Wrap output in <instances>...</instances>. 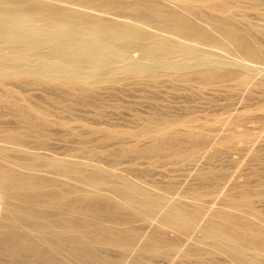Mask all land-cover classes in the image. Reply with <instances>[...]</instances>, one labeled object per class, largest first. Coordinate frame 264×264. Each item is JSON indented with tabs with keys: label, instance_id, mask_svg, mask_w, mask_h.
I'll list each match as a JSON object with an SVG mask.
<instances>
[{
	"label": "bare ground",
	"instance_id": "obj_1",
	"mask_svg": "<svg viewBox=\"0 0 264 264\" xmlns=\"http://www.w3.org/2000/svg\"><path fill=\"white\" fill-rule=\"evenodd\" d=\"M93 1L0 0V89L9 90L5 79L35 80L45 84L47 94L60 95L55 101L63 110L72 108L74 102L63 101L83 82L113 79L127 71L189 74L183 60L190 58L202 74L210 64L207 51L132 25L135 19L150 26L151 17L162 15L155 0H101L102 9L122 11L132 24L60 4ZM178 1L186 8L202 4L221 11L226 0ZM123 9L132 10L126 13L130 17ZM165 16L167 21L156 24L160 31L166 29L203 45L221 42L201 23L174 9ZM212 21L243 59L264 62V50L256 40L239 33L227 20ZM136 50L139 58L133 54ZM82 91L87 94L85 87ZM1 103L5 99L0 96ZM10 103L14 122L27 128L24 133L14 129L0 134V264H158V258L170 262L175 257L179 264H223L222 258L233 264H264V228L243 212L202 204L201 191L187 190L173 197L172 186H143L140 180L92 162L95 150L89 161L79 162L74 157L31 152L25 148L27 137L39 138L41 148H46L51 136L47 126L71 130V121L28 97L11 98ZM172 126L153 117L141 131L104 136L158 137ZM248 196L242 191L232 208L251 212ZM229 200L224 198L225 203ZM138 222L154 224L152 231L141 232Z\"/></svg>",
	"mask_w": 264,
	"mask_h": 264
},
{
	"label": "rangeland",
	"instance_id": "obj_2",
	"mask_svg": "<svg viewBox=\"0 0 264 264\" xmlns=\"http://www.w3.org/2000/svg\"><path fill=\"white\" fill-rule=\"evenodd\" d=\"M155 1L163 13L151 17L150 26L141 21L137 24L135 19L132 24L131 18L124 17L122 11L102 9L101 0H94L91 4H60L70 8L76 6L79 11L108 21L139 25L140 30L201 48L211 58L202 74L193 66L194 59L190 58L183 60L189 66V74H186L188 71L142 74L127 71L113 79L83 82L80 83L81 89L74 90L63 101L74 102L72 108L63 110L61 103L55 101L60 95L47 94L45 84L35 80L23 83L21 79H5L9 90L0 89V96L5 99V104H0V134L14 129L20 133L26 131V126L14 122L15 111L10 99L28 97L52 109L49 113H58L71 121L73 126L70 130L48 125L46 130L51 136L46 139V148H41L39 138L27 137L25 148L31 152L60 158L74 157L72 159L79 162L89 161L90 152L95 150L92 162L96 161L104 168L125 173L148 188L172 186L173 197L181 196L187 190L201 191L202 204L212 203L213 209L243 212L264 228V62L243 59L233 43L210 24L214 18L227 20L239 33L256 40L264 50V0H226L228 3L222 2L221 11H212L202 4L186 8L178 0ZM171 9L201 23L221 41L220 44L203 45L166 29L160 31L156 24L167 21L165 14ZM123 11L125 14L132 12L131 9ZM135 53L139 58L140 52ZM188 75H192L191 78H186ZM84 87L87 94L82 93ZM153 117L174 126L158 137L104 136L109 132L141 131ZM187 122L190 126L184 124ZM68 154L71 156H66ZM112 162H115L114 167H110ZM242 191L249 194V213H245L246 208H232ZM227 196L230 200L225 203ZM2 206L0 197V214ZM253 211L257 213L255 217ZM136 225L141 232L149 233L154 224L138 222ZM167 234L175 235L170 230ZM178 260L175 257L170 263L158 258L157 263L179 264ZM219 262L233 264L226 258Z\"/></svg>",
	"mask_w": 264,
	"mask_h": 264
}]
</instances>
